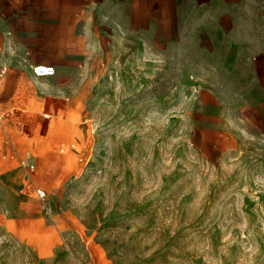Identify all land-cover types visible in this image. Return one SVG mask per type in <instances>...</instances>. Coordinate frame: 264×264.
Here are the masks:
<instances>
[{"label": "crops", "instance_id": "crops-1", "mask_svg": "<svg viewBox=\"0 0 264 264\" xmlns=\"http://www.w3.org/2000/svg\"><path fill=\"white\" fill-rule=\"evenodd\" d=\"M149 79L199 159L264 169V0H0V264H116L35 188L76 170L46 146L57 130L75 138L68 119L95 105L98 81Z\"/></svg>", "mask_w": 264, "mask_h": 264}, {"label": "rangeland", "instance_id": "rangeland-1", "mask_svg": "<svg viewBox=\"0 0 264 264\" xmlns=\"http://www.w3.org/2000/svg\"><path fill=\"white\" fill-rule=\"evenodd\" d=\"M139 82L98 81L95 105L68 119L75 138L57 130L46 148L76 170L42 177L39 204L75 217L116 264H264V169L199 159L166 83Z\"/></svg>", "mask_w": 264, "mask_h": 264}, {"label": "built area", "instance_id": "built-area-1", "mask_svg": "<svg viewBox=\"0 0 264 264\" xmlns=\"http://www.w3.org/2000/svg\"><path fill=\"white\" fill-rule=\"evenodd\" d=\"M33 73L35 75H52L54 73V66L53 65H48V64H37L34 65L33 68ZM11 113L10 110H3L0 112V120L3 117L8 116ZM28 167L32 168L33 165H27ZM35 195L37 197V199L39 200H44V198L46 197V192L44 189L42 188H35Z\"/></svg>", "mask_w": 264, "mask_h": 264}]
</instances>
